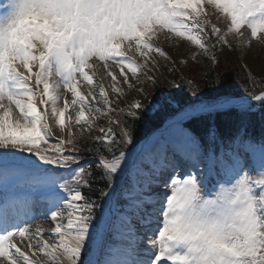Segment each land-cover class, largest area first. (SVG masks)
Masks as SVG:
<instances>
[{
    "label": "snow or ice",
    "instance_id": "6c2138e0",
    "mask_svg": "<svg viewBox=\"0 0 264 264\" xmlns=\"http://www.w3.org/2000/svg\"><path fill=\"white\" fill-rule=\"evenodd\" d=\"M158 35L223 89L215 53L264 44V0H0V264H264V76L158 100L155 57L176 70Z\"/></svg>",
    "mask_w": 264,
    "mask_h": 264
},
{
    "label": "trees",
    "instance_id": "16d2710c",
    "mask_svg": "<svg viewBox=\"0 0 264 264\" xmlns=\"http://www.w3.org/2000/svg\"><path fill=\"white\" fill-rule=\"evenodd\" d=\"M185 47V48H184ZM192 50L189 45L183 46L182 51L179 50V57L177 59H186L190 56ZM198 59L201 64L198 67L197 72H188L184 65L179 63L176 64L177 68L174 72L161 71L160 75L156 77L155 88L151 84L146 86L145 91L149 96H156L157 99L167 95V99L176 98L180 102L184 103L186 100L191 98V93L188 90L186 81L192 80L194 84L199 86L206 95H214L217 91L226 93H245L244 86L247 80L244 69L240 67L238 59L235 54L229 51L228 48H223L218 51L219 64H213L211 66V77L212 81L219 80L225 85L223 89L219 88V84L205 83L202 81V77L206 76L209 72L207 67L208 61L203 57L199 56ZM189 63H196L195 61H189ZM253 76L260 78L264 76V60L261 62L255 61L250 64ZM157 73V72H156ZM178 83L181 90H177L175 87H171L170 84ZM250 88V86H249ZM251 89V88H250ZM171 109L165 107L153 114L144 116L142 120L136 123L137 137L141 138L152 130V128L160 125L165 117L170 113ZM247 120L254 122L262 126V121L259 113H252L247 117Z\"/></svg>",
    "mask_w": 264,
    "mask_h": 264
},
{
    "label": "rangeland",
    "instance_id": "374dc122",
    "mask_svg": "<svg viewBox=\"0 0 264 264\" xmlns=\"http://www.w3.org/2000/svg\"><path fill=\"white\" fill-rule=\"evenodd\" d=\"M155 39L157 40L156 46L160 47L163 51H165L172 58V60L176 61V64L179 66V60H181V59H177L179 57V54H180L179 50H180V52L182 51L183 46L187 45V41H178L175 38L168 40L163 35H158V38H155ZM230 42H231V44H235V45L237 44V42L235 40H233L232 38L230 39ZM239 55H242L243 58L249 59L253 63L255 61L261 62L262 60H264V44L253 43L250 47H247L246 51H244L243 53H241V51H240ZM257 55H259V57H257ZM155 58L157 59L159 65H160L159 71L160 70L161 71H165V70L167 71L168 68L171 67V65L167 61H165L163 58H161L159 56H156ZM256 58H259V59H256ZM161 71H160V73H161ZM149 75H154L156 78V72L155 73H149ZM159 75L160 74L157 73V76H159ZM141 79L145 80V78L143 76L141 77ZM148 84H150V83H148L146 81L144 82V84H143L144 90L146 89V86ZM137 87H140V85H137ZM133 98L140 99L143 102V96L140 95L138 92L132 91V92H129L127 94L126 98H122L121 101L116 105V107H119V108L127 107V105L132 101ZM105 121L106 120L101 119V120H98L97 123H101L103 126L104 125L103 123H105ZM145 236H148V235H145ZM147 240H145V242H147Z\"/></svg>",
    "mask_w": 264,
    "mask_h": 264
},
{
    "label": "bare ground",
    "instance_id": "6f19581e",
    "mask_svg": "<svg viewBox=\"0 0 264 264\" xmlns=\"http://www.w3.org/2000/svg\"><path fill=\"white\" fill-rule=\"evenodd\" d=\"M245 50H246V49H245ZM38 218H39V219H36V220L34 221V223L41 224L43 228H45V229H49V228H51V227L53 226L52 224L46 222L43 218H41V217H38Z\"/></svg>",
    "mask_w": 264,
    "mask_h": 264
}]
</instances>
